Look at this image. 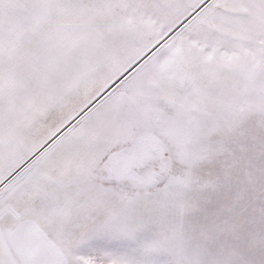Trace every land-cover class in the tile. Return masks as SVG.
I'll return each mask as SVG.
<instances>
[{"label":"snow or ice","instance_id":"obj_1","mask_svg":"<svg viewBox=\"0 0 264 264\" xmlns=\"http://www.w3.org/2000/svg\"><path fill=\"white\" fill-rule=\"evenodd\" d=\"M0 264H264V0H0Z\"/></svg>","mask_w":264,"mask_h":264}]
</instances>
